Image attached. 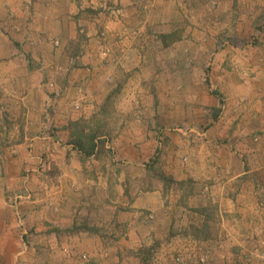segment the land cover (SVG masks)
I'll return each mask as SVG.
<instances>
[{
	"label": "crops",
	"instance_id": "1",
	"mask_svg": "<svg viewBox=\"0 0 264 264\" xmlns=\"http://www.w3.org/2000/svg\"><path fill=\"white\" fill-rule=\"evenodd\" d=\"M233 12L246 49L211 29ZM0 113V264L263 263L264 0H0Z\"/></svg>",
	"mask_w": 264,
	"mask_h": 264
},
{
	"label": "rangeland",
	"instance_id": "2",
	"mask_svg": "<svg viewBox=\"0 0 264 264\" xmlns=\"http://www.w3.org/2000/svg\"><path fill=\"white\" fill-rule=\"evenodd\" d=\"M214 10V9H212ZM238 12L235 13L233 12L231 17L233 18L232 22H229L226 24V22L224 20H220L222 21V25H214L212 24V31L214 32V34H216V36L221 35L223 36L226 40H228V42L226 43V45H228L229 47H231L232 49H236V50H242V49H246L247 46L254 45V37L256 34V31L260 30V27H256L254 28V26L251 28V30L246 31L245 29L242 28H235L236 27V23L238 21ZM224 22V23H223ZM201 30V29H200ZM239 31V36L236 34V32ZM235 32V33H234ZM255 33V34H254ZM225 40V42H226ZM217 47L219 45H222L221 47L224 48L226 45H224V43H222V41H220L218 44H216ZM108 58V57H107ZM111 101V100H110ZM109 101V102H110ZM19 123H21V121H12L9 119L8 115H6V113H0V144H14L18 141H21V139L16 138V136L14 135L13 131L14 129L18 130L20 129L19 127ZM22 123L23 120H22ZM80 126L78 127L85 137V140H89L88 136L91 132H93V127H91L89 124L87 123H81L79 124ZM227 140V141H226ZM223 140L222 143L221 141L219 142V144L223 145L224 147L230 146L232 145V142L228 139ZM94 141H92L93 144ZM225 142V143H224ZM90 144V143H89ZM86 145L90 146V145ZM218 144V143H217ZM152 167L148 170V174H147V179L148 182H158L160 181L159 178V174L162 175V172L159 170V168H157L156 164H152ZM116 175L118 176V173H116ZM166 176V175H165ZM161 182V181H160ZM148 216L152 218V213L149 212L146 215V218L148 219ZM154 217V216H153ZM157 248L159 249V246L157 243L152 242L149 245H146L142 248H139L138 251H136V254L138 256H133V255H128V257L130 258L128 260V262H132L133 259V263H134V259H137V262L139 260V263L136 264H154L155 262V258H157ZM264 248V247H263ZM203 251H208V258L206 260L205 263L206 264L209 257H210V251L208 249H200V252L198 253V255L202 254ZM180 254H178L179 256ZM245 255H249V253H246ZM256 255V254H255ZM43 255H39V257L41 258ZM88 253L85 252L82 255H79L78 253L73 254L72 252L68 253V258L69 259V264H91V261H89V257H88ZM177 256V255H175ZM175 256L172 258V261L174 264V258ZM182 258V263L183 261L186 262L187 257L184 258L183 255H180ZM246 260V264H254L253 260L251 259V257H248ZM258 256L264 258V251L261 254H258ZM116 257V256H115ZM264 263V259H261ZM261 263V264H263Z\"/></svg>",
	"mask_w": 264,
	"mask_h": 264
},
{
	"label": "trees",
	"instance_id": "3",
	"mask_svg": "<svg viewBox=\"0 0 264 264\" xmlns=\"http://www.w3.org/2000/svg\"><path fill=\"white\" fill-rule=\"evenodd\" d=\"M165 44V43H164ZM80 123H74V131L72 133H74V138H72L71 143L78 149L80 150L84 156H89L92 152V147H94V145L92 144V141L94 140V138L96 137L97 134V130H94L93 132H91L88 136L89 140H85V137L82 133V131L78 128L80 125ZM100 142V141H98ZM90 143V144H89ZM90 145L87 146L86 145ZM99 148V151L102 150V146L103 144L100 143L97 145ZM159 178L161 182H164L165 186H179L181 185V183L179 182H175L171 177L169 176H165L164 174H159Z\"/></svg>",
	"mask_w": 264,
	"mask_h": 264
},
{
	"label": "built area",
	"instance_id": "4",
	"mask_svg": "<svg viewBox=\"0 0 264 264\" xmlns=\"http://www.w3.org/2000/svg\"><path fill=\"white\" fill-rule=\"evenodd\" d=\"M54 45H55V46H58V43L55 42ZM51 87H52V83L47 84V88H51ZM43 163H44V161H43ZM29 196H30V193H29V192H27V193H25V192H21V193H19V194L16 196L15 199H17V200H25V199H27ZM150 218H151V217L148 216V219H150ZM208 253H209L208 251H203L202 254L197 255V257H196V263H197V264H203V263H205L206 260H207V258H208ZM174 261H175L176 264H181V263H182V258H181V256H178V255L175 256Z\"/></svg>",
	"mask_w": 264,
	"mask_h": 264
}]
</instances>
